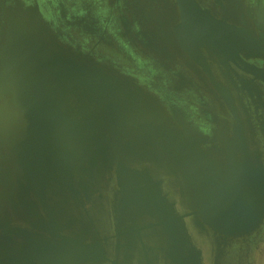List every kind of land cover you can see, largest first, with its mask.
<instances>
[{"label":"water","instance_id":"water-1","mask_svg":"<svg viewBox=\"0 0 264 264\" xmlns=\"http://www.w3.org/2000/svg\"><path fill=\"white\" fill-rule=\"evenodd\" d=\"M181 2L199 29L203 40L239 71L260 79L252 69H243L234 62L233 59L240 60L237 55L233 54L235 57L230 55L231 48L222 41L221 36L203 16L195 0H181ZM25 36L65 62L64 71L52 78L51 91L55 96L57 95L59 113L55 116L63 118L62 113L66 111V116L74 121V126L70 129L73 130L74 137L71 140L49 139L51 144H55L54 153H52L57 158L59 169L67 171V174L64 178L56 177V179L47 176L39 190L32 183V178H37L38 174L34 176L24 167L27 163L24 159L27 156L23 155L24 150L29 151V146L25 144L26 140L28 141L36 130L28 129L27 117L21 110L24 127L17 137L9 135L7 147L11 152L17 182L22 189L32 190L35 193L34 197L41 202L40 206L51 227L47 234L49 236L51 233V236L47 239L37 232V236L28 235L26 239L24 238L21 245L14 244L9 237H6L0 242V264H77L90 259L91 253L83 257H71L69 253H66L69 251L56 249L50 243L42 242L38 238L53 241L55 232L63 228L61 223L58 229L55 228V222L59 221L47 198L44 197L47 196L48 189L55 188L62 193L64 189L69 192L76 190V177H81L71 172L70 158L82 159L81 156L78 158L73 155L74 152L78 154L77 151H82L84 156L89 155L95 146L97 136L102 138L99 141V151L92 159L99 156L101 161L104 160L99 166L100 172L106 169L98 177L99 185L104 179L109 180L110 175L113 174L116 187L110 201L114 245L109 264H204L202 253L193 243L183 220L187 215L178 214L173 202H170L167 194L163 192L162 181L156 178L148 167L135 168L122 159L113 157L117 145L128 144L132 149L131 153L135 152L143 163L148 160L147 163L150 162L164 169L166 173L169 172L168 175H175L178 167L176 159L195 175L192 170L194 163L190 160L191 153L180 145L179 139L174 137L166 125H163L152 109L138 100L129 82L125 80H123L125 84L119 82L117 75L113 72L107 74L103 69L87 67L78 62H72L66 57H60L52 49L39 45L27 35ZM75 72H82L83 77L87 74V82L72 84L69 80ZM260 80L264 83L263 79ZM35 115L38 116V113ZM57 132L63 135L65 129L56 126V135ZM101 134H109L113 140ZM143 138L146 139L144 147L154 148L155 145L160 148L162 150L160 154L162 153L165 158L169 156L171 166L163 159H159V156L153 157L156 154H152L150 149V155L135 151V148L140 147L137 141ZM160 157L162 158L161 155ZM241 170L244 171L243 186L245 184L246 186L240 192L234 195L224 193L220 195V199L216 194L213 199V194H210L207 191L208 186H205L204 192L196 193V210L200 218L214 232L220 233L227 239L238 238L255 231L264 208L263 175L256 176L247 163L243 164ZM198 175L203 176L201 171H198ZM197 190L199 191V186ZM207 204L210 206V212H207Z\"/></svg>","mask_w":264,"mask_h":264},{"label":"rangeland","instance_id":"rangeland-1","mask_svg":"<svg viewBox=\"0 0 264 264\" xmlns=\"http://www.w3.org/2000/svg\"><path fill=\"white\" fill-rule=\"evenodd\" d=\"M260 1H263L261 2L262 10L260 15L261 21H264V0ZM13 14H16V16ZM179 14L180 10L177 5V0H0V44H3L6 38L5 33L7 23L11 20H16L20 23L23 34L27 35L39 45L52 49L56 55L66 57L71 59L72 62L75 61L87 67L103 69L107 74L113 72L115 75H122L126 73L127 68L131 74L130 76L123 78L130 84L132 83L135 86L142 87L139 80L136 79L137 77L145 76L154 81L150 73H145L146 65H151V63L156 64V62H158L157 60L159 58H156V52L154 49L157 46L161 49H163V47L164 49H168L170 46L174 47V49H178V43L174 37L173 27L178 22ZM260 32L261 36H264V29ZM207 44L206 41L201 39V42L197 44V49L201 50L206 55L209 53V56H211L209 58L212 59L213 52ZM153 68L156 69L154 66ZM167 73L168 72L165 70L163 74L167 76ZM182 84V91H177V94L180 93L179 95L181 98H183V93L188 86L187 83ZM210 90L213 92L211 88ZM213 95V102L221 109L220 114H222L225 105L221 99L218 97L216 98L215 94ZM4 99V101H0L2 106L4 102V108L5 111H7L5 112L2 121L4 123L5 120L8 121L5 123L7 127H10V125L13 124L18 125V135L20 129L24 127V119L7 103V97H4ZM161 99L159 103L164 106L163 115L165 116L168 122L167 124L170 126L174 137L184 143L189 140L188 138L192 139V144L189 141L191 147H185V149L187 148V150L191 152L190 155L192 157V162L194 163L192 164V170L195 175L192 174L190 169L180 164L177 159L175 161L177 162L178 167L177 171H175V175H168L167 173L169 172L166 173L164 169L158 168L150 162L147 163L148 160H145L143 163L142 160L136 156L135 152L131 153L132 149L128 144L117 145L113 157L122 159L124 162L131 164V166L135 168H150L153 171V175L162 181V189L167 192L169 201H176L179 208L178 210H182V215H184V208L190 207L191 203L194 205L193 197L196 187L200 185L201 192H204L203 189L206 186V181L203 176L208 178V185L212 193L218 190L223 193L230 192L231 195L240 192L246 184L243 186L244 171L241 170L238 162L234 161L233 164L217 163L216 165L215 163H212L211 156L213 155V151L215 154H218L223 150V142H228V137H230L231 140H233V138H238L234 136V133H231L232 135H230L229 132H223V128L219 126V123L221 124L222 122L223 124L221 115H206L208 107L204 101L200 99L188 100L190 105H184V101L179 100V98L176 100H169L167 98ZM195 111L197 114H195ZM175 117L176 119H179L176 121ZM12 118L13 121L11 120ZM193 119L196 122L203 120L204 122L200 121V123L207 124L208 126H206V128L208 129L206 131H201L194 125L195 123ZM241 119L243 120L242 117ZM193 125L197 128V131H194ZM218 128L220 131H218ZM10 134L11 132L9 131L0 134V140H2L0 142V151L7 153L8 137ZM101 135L106 136L109 140H113L109 134ZM224 135L225 140L223 139ZM246 135H248V133H246ZM185 137H187V139ZM101 138L102 137L97 136L95 146L89 155L87 154L84 156L82 151H77L78 154L74 152L73 155L78 158L80 156L83 158H70L71 172L74 175L81 177H76V190L74 192L67 191L66 193H62L55 188L52 190L48 189L47 196L44 197L47 198L51 208L54 206L53 213L55 212L54 215L59 223L72 225L74 228H60L55 232L53 241H47L42 237H39L38 239L42 242H48L54 248L59 250L62 249L63 251H66L65 249H67V245L64 243L65 234L67 236V234L73 232L76 235L74 230L78 229V225L85 222L87 224V215L89 216L91 214L93 217L99 216V213L97 212L87 213L80 210L79 204L85 201L87 204H95L98 208H101V222L96 218V226L99 225L97 232L99 233L101 240H103L102 248L100 247L101 243L97 242V244L104 257L95 259L91 254L90 259L80 261L79 263L77 262V264H109L113 255L114 236L110 201L112 192L116 189L115 180L114 176L111 174L109 180L104 179L99 185L100 181L98 177L101 172L106 171L105 169L100 172L99 169V166H101V163H103L104 160L101 161L99 156L96 159H92L99 151V141ZM250 139L251 137L248 136V140ZM212 140L215 141L212 142ZM145 143L146 139L144 138L137 141V144L140 147L135 148L134 150L150 155V149L152 150V154H156L153 157L159 156V159H163L169 166H171L169 156L165 158L162 153L160 154V152H162L160 148L155 147V145L153 146L154 148H145ZM105 144L108 146L106 142ZM106 145L101 146L106 147ZM251 146L254 145L251 143ZM251 150L253 151V155L255 152H261L260 149L251 148ZM140 162H142V164H140ZM252 165L254 167V163H252ZM258 167L259 165H256L257 175L259 174V176H261ZM215 168L219 185H217L215 181ZM198 171H201L203 176H199ZM220 176L222 177L220 178ZM97 184L99 186H97ZM34 198V196L20 197V210L23 217L26 213L29 214L33 211V216L36 218L33 220V228L41 233L44 230L43 225L45 217L44 211L40 206L41 202L36 200L37 203H35L34 206L32 205V208L35 211L26 205V203H30L31 200L33 201ZM77 199L80 202H78ZM11 203H13V197L7 199V204ZM36 214L38 218L36 217ZM193 215L197 218V221L193 220L194 224H192L191 219L188 216H185L184 222L191 232L194 243L203 251L201 252L203 262L205 264H212V248L217 247L219 252L217 253V259L215 260L216 264H238V256L235 257L234 255L233 257V254L236 253L233 246L234 244L239 243L238 241L241 239L233 240L230 238L225 240L216 235L217 233L212 229L208 228V226L202 221L203 219L201 220L200 216L198 217L195 213ZM24 222L26 223V221H23V223ZM194 227L203 229L205 233L204 235L209 242L207 240L206 242H200L197 240ZM259 232L260 231H258V233ZM212 233H215V236H213ZM49 236H51V233ZM255 236L253 237V240L255 239ZM98 240L100 239L98 238ZM91 251L92 249L87 250L88 253H91Z\"/></svg>","mask_w":264,"mask_h":264},{"label":"bare ground","instance_id":"bare-ground-1","mask_svg":"<svg viewBox=\"0 0 264 264\" xmlns=\"http://www.w3.org/2000/svg\"><path fill=\"white\" fill-rule=\"evenodd\" d=\"M177 5H178V8L180 10V13L182 14V17H181V24L179 26H177L174 30L175 36H176L177 40L179 41V44L182 47V49L184 51H186V53L191 58H193L194 60H197V61H199V63L203 64L202 63L203 58L201 57V55L197 49V44L199 42H201V39H202L200 31L197 28V26L194 24V22L191 20V18L189 17V15H188L184 5L182 4L181 0H177ZM261 10H262V8H261ZM202 13L204 14V12H202ZM13 15L16 16V14H13ZM205 16H208V15H205ZM209 20H210V18H209ZM201 23L203 24V22H201ZM221 24H222V22H221ZM228 27H219L221 32L227 34L226 37H228V39L232 38L233 40H242L243 42H245L246 46H247V43L248 44L252 43V41L249 39V36H248L245 29L241 28L240 30H235V29L228 28ZM258 28H260V27H258ZM5 36H6V38L4 40V43L2 42L3 44L0 48V95H4L5 97H7V99H8L7 103L12 107V109L17 110L16 112H18L19 115L21 113V110L25 113L27 120H28V129L29 130H32V131L36 130L35 132H33V135H31V137L29 136L30 138L28 139V141L26 140V142H25V144H27L29 146V151L24 150V153H23V151H22V153H23V155L25 154V156H27V158L24 159V161L27 162L24 164V167L27 168L28 172H31L32 174H34V176H35V174L36 175L38 174L37 178L36 177L32 178V183L36 187H38L40 190L41 186H43V184L45 183V179L47 176L56 179V177L64 178V176L67 174V171H62L59 169L57 158L53 154L54 153L53 150L55 149V144H51L49 142L50 138H53V139L63 138V140H71L74 137V134L72 133L73 130H70L72 128V126H74V121L69 116H66V114H67L66 111H63V113H62L64 115L63 118H61V116L60 117L55 116V115H57V113H59V111H57L58 110L57 95L55 96L53 94V92L51 91V82H52L53 76L64 71L66 65H65L64 61H62L59 58L54 57L48 50L37 46L35 43H33L31 40H29L23 34L22 27H21L20 23L16 20H11L7 23ZM258 41L253 43V48L256 52L257 51L260 52L259 55L264 59V49L262 47H258V45L256 44ZM262 42H263V40H262ZM251 46H250V48H252ZM236 52H237V50H236ZM233 68L235 69V66ZM248 68H249V66H248ZM87 77H88L87 74H85V76L83 77L82 72H75L69 81L72 84H82V83L87 82ZM250 84H251V82H250ZM242 89H243V87H242ZM247 91H248V88H247ZM256 91H258V90H256ZM221 95L223 97H225L224 91H221ZM255 98H256V96H255ZM259 102H258V104H259ZM253 103L254 102H252V104ZM254 107H255V105H254ZM37 113H38V116L35 115ZM9 117H10V115H9ZM13 118L11 119L12 121H13ZM7 119H8V117H7ZM16 119H17V115H16ZM175 119H176V117H175ZM177 119H179V118H177ZM177 119H176V121H177ZM7 122L8 121L5 120V123H7ZM180 122H178V123H180ZM180 124H182V123H180ZM5 125H4V127H5ZM221 125H223V124H221ZM56 126L65 129V133H63V135H62V133L57 132V135H56V133H55ZM16 127L17 126H15V129H16ZM260 127H261V124H260ZM261 129L262 128H260V130ZM4 130H6V129L4 128ZM220 130H221V128H220ZM10 131H11V129H10ZM187 131H188V129H187ZM14 133H16V132H14ZM12 137H13V135H12ZM211 137H212V135H211ZM185 138L187 139V137H185ZM224 138H225V135H224L223 139ZM228 138H230V137H228ZM188 139L190 140V138H188ZM205 139H206V137H205ZM233 140H234V138H233ZM213 141H215V140H212V142ZM234 141H236V139ZM238 144H239V142H238ZM199 149H201V148H199ZM197 154H195V155H197ZM220 154H221V152H220ZM215 157H216V155H215ZM263 172H264V169H263ZM221 177L222 176H220V178ZM163 182H164V180H163ZM230 183H231V181H230ZM63 191L66 193L68 190L64 189ZM226 192H227V190H226ZM39 199H41V198L39 197ZM77 201H78V199H77ZM78 202H80V201H78ZM53 207H52V210H53ZM31 209L34 210L33 208H31ZM91 213H93V212H91ZM36 217H37V214H36ZM48 223L49 222H47V224ZM55 225H56L55 228L58 229L57 227H59V222H55ZM62 243H63V241H62ZM64 243H66V245H67V249H65V250L69 251L66 253H69L68 255L71 257H76V256L83 257V256L88 254L87 248H79L78 246L71 245L70 243H67L66 241H64ZM76 253H79V254H76ZM92 255H94V254H92Z\"/></svg>","mask_w":264,"mask_h":264},{"label":"flooded vegetation","instance_id":"flooded-vegetation-1","mask_svg":"<svg viewBox=\"0 0 264 264\" xmlns=\"http://www.w3.org/2000/svg\"><path fill=\"white\" fill-rule=\"evenodd\" d=\"M214 1L215 0H195V2L198 4L199 7H203L201 3L212 4ZM223 2L227 3V4H231V6H235V9H237V10L233 11V15L235 17L238 16L236 18L237 22L239 24L244 25V26H245V24L251 25V27H252L251 31L252 32L250 33L248 30H246V32L249 36V39H254L256 41H258L260 39L259 40L260 42L258 41L256 44L258 45V47H262L264 49V36L263 35L261 36V32H260L261 30L263 31V29H264V21H261V15H260L261 1L260 0H252V1L246 0L245 1L246 7H252L253 8V13H251V16H253V17H250V14L248 13L249 11H247V10L244 11V10H242V7L236 6V4L240 3L241 0H224ZM225 7L229 8L228 5H225ZM239 8L241 9V11H239ZM256 11H258V12H256ZM181 17H182V14L180 13L178 22L173 27V31L175 30V28L177 26H179L181 24ZM258 27H260V28H258ZM174 37L178 43V49H174V47H171V46L168 49H166V48L164 49V47H163V49H161L159 46H157L154 49V51L156 52V58L157 59L159 58V59L157 60L158 62H156V64L151 63V66L157 67V66L164 65V63H165V66H167L173 60V55H175L177 61L186 62V63H189L191 65L194 64L191 61L190 56L180 46L179 41L177 40V38L175 36V31H174ZM221 39H222V41H224V43H226V44L229 43L224 37H221ZM262 40H263V42H262ZM207 45H209L210 49L213 52L212 59L209 58V57H211V56H209V53H207V55H206L199 49H198V52L200 53L203 60L207 63V65L210 66V72L211 73H208V72L204 71L202 68H200L201 69L200 70V77H198V79L202 82L201 85H204V87L202 86L203 88H207V89H209V91H211L210 90V88H211L214 93L211 91V92H209V94H207V93L202 91L203 93H200V94L193 93V92H191V94H189L188 93L189 83L187 82V80L185 79L184 74H183V73L186 74V72H187L185 69H182L183 73H181L182 75L180 77L178 76L179 77L178 79L172 80L171 78L168 77L169 72L167 71V69L164 68V72H165V70L168 72L167 76H165L164 74L160 76V75H156L155 73L153 75L152 71L149 70L148 66L146 65L145 73H150L151 77L154 79V81L150 80L149 78H147L145 76H139V77H137V78L135 77V78L139 80V82L142 86L149 89L156 96H158L159 99L167 98L169 100H172V99L176 100L179 98V100L184 101L183 102L184 105H190V102H188V100H191V99H193V100L194 99H200V100L204 101V103L208 107L206 115H208V116L209 115L210 116L221 115V120L223 121V126L221 125L222 122H221V124L220 123L219 124L221 125V128L223 127V132L225 129V133L229 132L230 135H231V133L232 134L235 133V131H238L240 133V135L243 137V140L249 146L248 147L249 151H250V153L254 159V166L256 167V165H259L258 168L261 171L260 173L264 177V172H263V169H264V83L260 80V79L264 80V76H263L264 75V59L259 55L260 52L257 51L258 52L257 53L254 50L253 45L251 46V44L247 43V46H246V44H245V47L242 46L241 52H239L237 49H235L232 45L229 46V44H227L232 49L230 55L231 56L233 54L237 55L238 59L240 60V61H238L237 59H233L234 62L236 64H238L239 66H242L243 69H245V68L246 69H252L253 68L252 70L257 72L256 74L260 78V79H258L255 76H252L250 74L243 73V72L239 71L236 67L234 69L233 68L234 65L229 60L225 59L224 56L219 54L216 51V49H214L209 43ZM250 46L252 48H250ZM236 50H237V52H236ZM179 54H180V57H179ZM227 55H228V53H227ZM234 55H233V57H235ZM248 66H249V68H248ZM125 74L128 76H130V74H131L127 68H126ZM165 77H167V78H165ZM250 82H251V84H250ZM182 83L188 84V86L186 87V89L183 93V98L180 97V95H179L180 93L176 94L175 98H173L171 95L172 91H174V88H175L176 91L181 92L182 91L181 85H183ZM198 86H200V84ZM242 87H243V89H242ZM192 88L195 89V87H192ZM247 88H248V91H247ZM256 90H258L259 92ZM221 91H224L225 97H223L221 95ZM213 94L216 95L215 96L216 98L218 97L219 99H221L225 105V108L222 111V114H220L221 109L216 104H214V102H213V99H214ZM255 96H256V98H255ZM252 102H254V103L252 104ZM258 102H259V104H258ZM254 105H255V107H254ZM195 114H197L196 111H195ZM193 116H194V114H193ZM241 117L243 118L244 122L241 119ZM200 121H203V120H200ZM200 121L196 122L194 120V123H195L194 125L197 128H199L201 131H203V130L206 131L207 130V128H206L207 124H201ZM260 124H261V127H260ZM219 128H218V130H219ZM260 128H262V129L260 130ZM246 133H248V135H246ZM248 136L251 137V139H250L251 142H250V140H248ZM228 139H229L228 141L231 140L230 138H228ZM224 143H227V142L224 141ZM251 143L254 146H251ZM251 148L252 149H260L261 152H259V151L255 152L253 155V151L251 150ZM260 166H261V168H260ZM187 228H188V226H187ZM262 228L263 229L261 230V233L256 234L257 238H256L255 234H253L255 236L254 240H253L254 236L251 235L252 237L242 238L241 240L238 241L239 243L234 244L233 249L236 251V253L233 254V257H234V255H235V257L238 256V258H237L238 264H264V220H263ZM188 232L191 235L189 228H188ZM194 232H195V235L197 236V238H196L197 240H199L200 242H206V240H207L209 242V240L204 235L205 233H204L203 229H199V228L194 227ZM65 236H66V234H65ZM191 237H192V235H191ZM98 238L101 240V237L97 236L96 242L101 243L100 247L102 248L103 240L100 241V240H98ZM198 248L202 251V249L200 247H198ZM218 252H219V249L217 247L212 248V256H211L212 264H216L215 260L217 259V253ZM209 253L211 254L210 251H209ZM99 255H100V258L104 257V256H102L101 252L99 253Z\"/></svg>","mask_w":264,"mask_h":264},{"label":"crops","instance_id":"crops-1","mask_svg":"<svg viewBox=\"0 0 264 264\" xmlns=\"http://www.w3.org/2000/svg\"><path fill=\"white\" fill-rule=\"evenodd\" d=\"M223 1L224 0H215L212 4L200 2L203 6V7H200L201 11L204 12V16L208 15L205 17H206L207 21L210 23V25L217 32V34H219L221 37H224L226 40H228L229 45H232L235 49H237L238 51H241L242 46L245 47V42H243L242 40H233L232 38L228 39V37H226L227 34L221 32L219 27H228L229 26L228 28H232L235 30H240L242 28V29L248 30L250 33L252 32L251 31L252 27H251V25H248V24H245V26L242 24H239L237 22V19H236L238 16L235 17L233 15V11L237 10V9H235V6H231V4L224 3ZM245 1L246 0H241L240 3L236 4V6L242 7V10H244V11H246V10L249 11L248 13L250 14V17H253V16H251V13H253V8L252 7H246ZM225 5H228L229 8L225 7ZM239 11H241L240 8H239ZM256 12H258V11H256ZM208 17L210 18L211 21L209 20ZM221 22H222V24H221ZM250 40L252 41V43H250L251 45H253V43L256 42V40H254V39H250ZM1 46H2V44H0V48H1ZM179 57H180V54H179ZM190 59L194 63L193 65L186 63V62L177 61L175 55H173V60L170 62L169 65L165 66V63H164V65L157 66L156 69L152 68L153 66L148 65V68H150L149 70L153 71V73H155L156 75H160V76L163 75L164 68H165L169 72L168 77L171 78L172 80L178 79L182 75L181 73H183L182 69H185L187 72H186V74L185 73H183V74H184L185 79L189 83L188 93L191 94V92H193V93L200 94V93L205 92V93L209 94V92H211V91H209V89H207V88H203L204 85H201L202 82L198 79V77H200V70H201L200 68H202L204 71H206L208 73H211L210 72V66L207 65V63L204 60L202 62L203 64H201V63H199V61L194 60L191 57H190ZM123 77L124 78L128 77V75H126L125 73L122 75L118 74L117 80L119 82L125 84L123 82V80L126 81V79H124ZM199 84H200V86H198ZM129 85L134 89L135 93L137 94L138 100H140L143 105L148 106V108L152 109L153 113H155L158 116V118L163 123V125H166V127L168 129H170V126H168V124H167L168 122H167L165 116L163 115L164 106L159 103V101H160L159 97L156 96L149 89L145 88L144 86L139 87L137 85L136 86L133 85L132 83ZM192 87H195V89H193ZM176 94H177V91L174 88V91H172L171 95L173 98H175ZM4 97H5L4 95H0V100H3ZM13 110H15V109H13ZM16 111L17 110H15V112ZM5 112L6 111L4 108V102H3V106H2L1 101H0V134H2L3 132L9 131L12 133L10 136L13 135V137L15 138V137H17L18 125L13 124V125H10L11 127H7V125H5V123L2 121L4 116H5ZM4 125H5V127H4ZM15 126H17L16 129H15ZM4 128L7 131L4 130ZM10 129H11V131H10ZM194 131H197L196 127H194ZM14 132H16V133H14ZM234 136L236 138L238 137L236 139V141H234L235 140L234 139V140L228 141L227 143L223 142L224 144L222 145V148L224 150L220 151L222 155L220 154V152L218 154H215L214 151L212 152L213 153V155L211 156L212 163L213 164L215 163V165L217 163L233 164V162L236 161L240 165V168H243V164L247 163L253 169L255 175L257 176L256 167L254 166L255 167V169H254V167L252 165V163H254V159H253V156L251 155V153L249 151V148H248L249 146L243 140V137L240 135V133L238 131H235ZM1 141L2 140H0V142ZM189 141L192 144V139L186 141V143L179 140L180 145L182 147L183 146L184 147H189V146L191 147V144L189 143ZM194 142H196V141H194ZM238 142H239V144H238ZM10 154H11V152L9 151V149H8L7 153L0 151V242L3 241L6 237H9V239L12 240V242H14V244L21 245L23 242V239L24 238L26 239V237L28 235H34V236L38 235L37 231L34 230V228H33V226H34L33 220L36 219L33 216V211H31V213H29V214L26 213V215L23 217V215L21 214L20 203H19L20 197L25 196V195L32 197V196H34L35 193L32 192V190L27 191L26 189H22L20 187V185L18 184L17 176H16L17 174L15 171V167L13 169L12 158H11ZM215 155H216V157H215ZM13 158H14V156H13ZM190 160L192 161L191 155H190ZM204 178L206 180V186H208L207 191L210 194H213L212 198L215 199V196L217 194V195H219V199H220V195H224V193L219 191V190L212 193L210 188H209V185H208V178H206L205 176H204ZM215 181H216V184L219 185V183L217 181L216 168H215ZM221 188H223V187H221ZM223 189H225V188H223ZM163 191L167 194V192L165 190H163ZM196 193H201L200 185H199V191L197 190V187H196V191L194 193V197H193L194 198V205H193V203H191L190 207L184 208V215H187L188 217H190L192 224H194V221H197V218L193 214L195 213L198 215L197 210H196V206H197V203H196V201H197L196 195L197 194ZM167 196H168V194H167ZM10 197H13V203L7 204V199H9ZM96 197H97V194H96ZM96 197H95V199H96ZM35 199L36 198H34L33 201L31 200L30 203H26V205L32 208V205L34 206V204L36 203L37 199L36 200ZM206 201H207V199H206ZM215 201L217 202V200H215ZM172 202H173L174 207H175L176 211L178 212V214L182 215L181 214L182 210H178L179 208H178L176 201H172ZM81 204H79L80 210L87 212V213L97 212V213H99V216L93 217V216L87 215V224H86V222L85 223L79 222L81 224L78 225V227H77L78 229L74 230L76 232V235L73 232H71L70 234H67V236H65L64 241H66L67 243H70L71 245H76L79 248L92 249L91 254H94L92 256H93V258L96 259V258H99L100 255L98 253H100L101 251H100L99 245L96 242L97 236H100L99 233L97 232L99 225L96 226L95 225L96 221L94 223V220H97L96 218H98L99 222H101V212L102 211H101V208L100 207L98 208L95 204H93V205L87 204L84 201ZM209 207H210L209 205L206 207L207 212H210ZM207 214H209V213H207ZM198 217H199V215H198ZM184 218H183V220H184ZM263 220H264V208H263L262 217H261V220H260V223H259L257 229L248 235H243V236L238 237V238H233V240H238V239L250 237L253 233L260 234L262 226H263ZM23 221H26V223L25 222L23 223ZM47 222H48V219L46 216V217H44V225H43L44 230L41 232V234L44 232L45 234H43V235L48 239L49 236L47 233L49 232L48 230H50L51 228L49 227V223L47 224ZM62 225L64 228H69V229L74 228L72 225H67L65 223H63ZM205 225H207V224L205 223ZM194 226H196V225H194ZM186 228H187V225H186ZM208 228H210V227L208 226ZM187 230H188V228H187ZM258 231H260V232L258 233ZM6 234H11V235L6 236ZM212 235L215 236V233H212ZM216 235L220 236L221 238H223L225 240H228L227 238H224L223 235H221L220 233H217ZM191 239H192V237H191ZM192 241H193V239H192ZM193 243H194V241H193Z\"/></svg>","mask_w":264,"mask_h":264}]
</instances>
